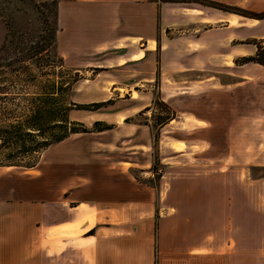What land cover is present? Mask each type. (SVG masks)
Masks as SVG:
<instances>
[{"label":"crops","instance_id":"obj_1","mask_svg":"<svg viewBox=\"0 0 264 264\" xmlns=\"http://www.w3.org/2000/svg\"><path fill=\"white\" fill-rule=\"evenodd\" d=\"M98 1L107 6L113 28L125 24L129 29L103 30L94 37V52H113L118 59L113 67L138 65L147 55L151 61L155 57L145 79L151 81L156 70L160 97L176 111L162 125V135L180 127L179 123L194 133L185 138L165 135L166 150L174 151L170 157L186 155L192 163L197 154L219 161L224 164L214 172L219 177H233L225 165L229 161L264 162L256 153L258 139L252 135L257 108L244 112L221 95L229 92L235 98L238 85L250 83L255 76L254 65H263L236 62L239 55L250 54L246 46L255 45L250 39L264 37V17L252 15L264 9H253L255 0ZM228 49L225 65L236 73L226 77L237 81H226L218 74L199 80L202 95L198 97L169 83H181L180 75L196 69L222 65ZM234 60L237 69L231 67ZM218 83L222 87L214 88ZM197 98L205 105L202 113L184 112V106ZM242 114L245 128L252 133L245 146L251 152L245 157L239 156L240 144L233 141L235 131L243 132ZM221 150L223 154L214 157ZM172 168L170 163L163 176L171 175ZM192 169L166 188L136 187L131 190L136 197L94 201L85 209L76 199L57 203L0 198V264H264V187L221 184L218 177L210 185H182V179L203 177ZM177 173L173 178L180 176Z\"/></svg>","mask_w":264,"mask_h":264},{"label":"rangeland","instance_id":"obj_2","mask_svg":"<svg viewBox=\"0 0 264 264\" xmlns=\"http://www.w3.org/2000/svg\"><path fill=\"white\" fill-rule=\"evenodd\" d=\"M55 8L58 10L56 15ZM253 9H264V0H255ZM106 12L107 6L98 0H57L55 4L54 0H0V46L6 41L12 44L11 30L24 32L22 37L19 36L22 47L35 42L44 44L43 40H39L40 33H49V30H53V24L57 26L51 54L43 53L44 55L24 62H13L14 47L0 49V126L29 113L38 103L39 97L51 91L52 80H65L69 76L72 79L78 78L69 94L65 91L61 96L55 94L58 98L52 103L62 112L71 106L70 101L87 103L110 99L97 109H69L71 120L83 122L92 130L70 133L65 139L45 146L39 152L33 167L0 164V198H30L57 203L76 199L74 201L80 202L79 207L85 209L94 204V201L105 203L107 200L136 197L131 192L136 187L162 185L166 188L171 181L183 177V172L190 168H196L195 175L203 177L182 179L184 186L189 183L191 186L210 185L212 179L218 177L221 184L235 182L241 186L264 187V162L229 161L225 165L228 166L227 170L233 172V177H219L214 173L224 165L218 164L219 161L211 162L197 154L193 155L198 157L193 158V161L188 157L192 163L188 162L186 155L184 159L170 157L174 151L166 150L165 135L185 138L194 134L180 123V127L165 131L164 135L160 131L159 140L155 141L154 123L160 116L168 114L158 99L154 102L160 95L156 70L151 81L145 79L151 73L155 57L151 61L147 55L145 61L138 65L113 67L112 62L118 61L113 58V52H94V37H100L103 30L129 29V25L125 24L113 28ZM246 48L252 54L257 46L247 45ZM229 52V49L226 50L222 65L213 64L211 67L196 69L186 76L180 75L179 78H183L181 83H169L179 92L184 90L185 93L198 97L202 95L199 80L218 74L226 81H237L236 78L226 77L236 73L225 65L230 58ZM55 53L58 57L62 56V65L53 60L58 59L54 56ZM25 63L28 64L29 71L23 67ZM19 65L22 70H18ZM231 67L237 69L239 65L234 60ZM254 68L255 76L250 83L238 85L237 88H241L235 98L229 92H221V95L231 101L229 105L240 107L244 112L250 108L256 111L257 108L253 134L250 129L245 128L246 115L242 114L244 129L243 132H234L233 141L240 144L237 147L239 156L245 157L251 152L245 146L250 144L252 134L259 143L256 153L264 158V66L255 64ZM186 77L195 79V82L188 81ZM211 87L214 86L211 84ZM220 87L222 86L218 83L214 88ZM146 106L150 108L146 109ZM184 107V112L191 113H202L205 109L201 98L190 101ZM121 117L124 120L121 121ZM95 120H108L113 126L98 130L99 126L95 128L94 125ZM257 121L258 132L255 129ZM173 124H176L175 121ZM182 144L180 147L184 146ZM6 151L0 148V162L7 160L3 154ZM223 152L221 150L214 157ZM15 154L19 157V154ZM170 163L173 167L171 175L163 176ZM177 172H180V176L173 178L172 175L178 174ZM239 173H243L242 178Z\"/></svg>","mask_w":264,"mask_h":264},{"label":"trees","instance_id":"obj_3","mask_svg":"<svg viewBox=\"0 0 264 264\" xmlns=\"http://www.w3.org/2000/svg\"><path fill=\"white\" fill-rule=\"evenodd\" d=\"M55 3H57V0H54V4ZM219 5L225 7L222 4ZM237 11L245 13V10L241 8H237ZM55 12L56 15L58 12L56 8ZM252 15L256 17H264V12H254ZM56 29L57 26L53 24V30H49V33L43 34L44 31L40 33L39 40H43L44 44L39 45V43L35 42L33 44L31 43L27 47H22V42L19 39V36L22 37L24 32H20L19 30H11L10 32L13 35L11 34L10 41L12 44H9V41H6L2 44V46H0V49H9L14 47L13 55L15 56V60L13 62H24L29 59L37 58L40 55H44L43 53L51 54L56 41ZM13 42L16 43L13 44ZM249 42L254 43L257 46L255 52L238 57L236 62L245 63L248 61H255L264 65V37L253 38L250 39ZM54 56L58 58L53 59L55 63L57 62L62 65V56L58 57L56 53ZM19 66L18 70H22V66ZM23 67L29 71L28 64H23ZM77 80L78 78L72 79L70 76L65 80H52L50 83V87H52L51 91L46 92L43 96L39 97L38 103L33 106L29 113L22 114L23 116H19V118H17V120L14 122L0 126V148L7 150L3 153L4 157H7V160L5 162H0V164L24 165L28 168L33 167L38 160L37 158L40 154L39 152L45 146L65 139L70 135V133L92 130L83 122L71 120L68 110L72 108L97 109L109 102L110 99L87 103L70 101L71 106L66 108L65 112H62L55 106L56 104L52 103L55 98H58L55 94H59V96H61L63 91L69 94L72 85ZM157 99L166 108L168 114L165 116H160L159 118L157 117L158 119L154 123L155 141L159 140L162 125L176 116V111L170 106L168 102L162 99L160 95H158V98L154 99V102ZM149 108L150 106H146V109ZM94 125L95 128L99 126L97 128L98 130L111 127V124L104 120H96ZM15 153L19 154V157H16Z\"/></svg>","mask_w":264,"mask_h":264}]
</instances>
